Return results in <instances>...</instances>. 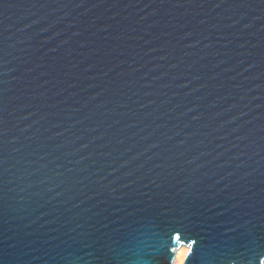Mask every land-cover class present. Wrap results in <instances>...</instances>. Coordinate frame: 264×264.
Wrapping results in <instances>:
<instances>
[{
    "label": "water",
    "instance_id": "1",
    "mask_svg": "<svg viewBox=\"0 0 264 264\" xmlns=\"http://www.w3.org/2000/svg\"><path fill=\"white\" fill-rule=\"evenodd\" d=\"M162 212L264 235V0H0L9 264H167Z\"/></svg>",
    "mask_w": 264,
    "mask_h": 264
},
{
    "label": "snow or ice",
    "instance_id": "2",
    "mask_svg": "<svg viewBox=\"0 0 264 264\" xmlns=\"http://www.w3.org/2000/svg\"><path fill=\"white\" fill-rule=\"evenodd\" d=\"M148 223L160 229L167 236L166 242L161 241V244L156 246L167 264H205L202 254L208 247V239L200 224L188 217L171 216L167 212L151 218ZM221 235L227 237L224 242L231 244L236 257L243 264H257V261L259 264H264V235H256L251 230L246 233L239 232L237 228H228ZM132 241L144 243L135 234L132 235ZM185 243L187 246L183 247ZM4 245L5 240L0 233V264H9L5 256ZM232 260L236 261V259Z\"/></svg>",
    "mask_w": 264,
    "mask_h": 264
},
{
    "label": "bare ground",
    "instance_id": "3",
    "mask_svg": "<svg viewBox=\"0 0 264 264\" xmlns=\"http://www.w3.org/2000/svg\"><path fill=\"white\" fill-rule=\"evenodd\" d=\"M184 247H186V246H184ZM178 251H179V249H178Z\"/></svg>",
    "mask_w": 264,
    "mask_h": 264
}]
</instances>
